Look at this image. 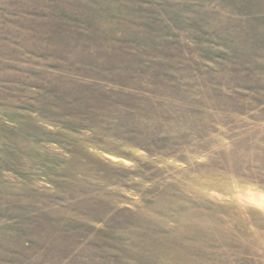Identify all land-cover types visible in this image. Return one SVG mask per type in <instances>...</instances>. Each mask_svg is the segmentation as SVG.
Here are the masks:
<instances>
[{
  "label": "rangeland",
  "instance_id": "374dc122",
  "mask_svg": "<svg viewBox=\"0 0 264 264\" xmlns=\"http://www.w3.org/2000/svg\"><path fill=\"white\" fill-rule=\"evenodd\" d=\"M0 264H264V0H0Z\"/></svg>",
  "mask_w": 264,
  "mask_h": 264
}]
</instances>
